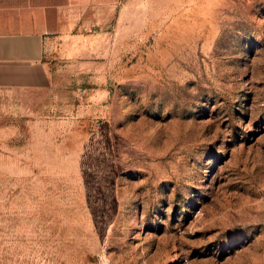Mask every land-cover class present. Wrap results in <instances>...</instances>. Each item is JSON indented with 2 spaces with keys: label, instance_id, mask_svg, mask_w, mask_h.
<instances>
[{
  "label": "rangeland",
  "instance_id": "374dc122",
  "mask_svg": "<svg viewBox=\"0 0 264 264\" xmlns=\"http://www.w3.org/2000/svg\"><path fill=\"white\" fill-rule=\"evenodd\" d=\"M0 87V264H264V0H118Z\"/></svg>",
  "mask_w": 264,
  "mask_h": 264
},
{
  "label": "crops",
  "instance_id": "0c3cea01",
  "mask_svg": "<svg viewBox=\"0 0 264 264\" xmlns=\"http://www.w3.org/2000/svg\"><path fill=\"white\" fill-rule=\"evenodd\" d=\"M118 0H0V87H44V61L50 35L78 25L88 7Z\"/></svg>",
  "mask_w": 264,
  "mask_h": 264
}]
</instances>
